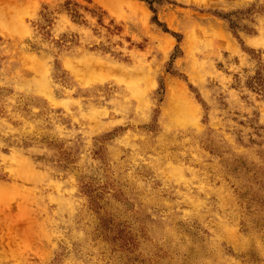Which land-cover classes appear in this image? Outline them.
Wrapping results in <instances>:
<instances>
[{
  "label": "rangeland",
  "instance_id": "obj_1",
  "mask_svg": "<svg viewBox=\"0 0 264 264\" xmlns=\"http://www.w3.org/2000/svg\"><path fill=\"white\" fill-rule=\"evenodd\" d=\"M0 12V264H264V0Z\"/></svg>",
  "mask_w": 264,
  "mask_h": 264
},
{
  "label": "bare ground",
  "instance_id": "obj_2",
  "mask_svg": "<svg viewBox=\"0 0 264 264\" xmlns=\"http://www.w3.org/2000/svg\"><path fill=\"white\" fill-rule=\"evenodd\" d=\"M3 12H5V11H3ZM3 12H0V13H3ZM8 14V13H7ZM3 15V14H2ZM15 16V15H14ZM14 16H12V17H14ZM3 17V16H2ZM8 17H9V15H8ZM3 22V21H2ZM2 22H1V24H2ZM6 23V22H5ZM16 23V22H15ZM18 23H19V21H18ZM17 25V24H16ZM14 26V25H13ZM14 28V27H13ZM89 63L91 64V61H89ZM88 65V64H87ZM91 67V66H90ZM92 67H93V65H92ZM92 67H91V69H92ZM87 68V67H86ZM85 68V69H86ZM89 69V68H88ZM189 111V108L187 107V106H177V109H176V111H175V113L174 114H177V117L180 119L181 117H183V116H185V114H187V112Z\"/></svg>",
  "mask_w": 264,
  "mask_h": 264
}]
</instances>
